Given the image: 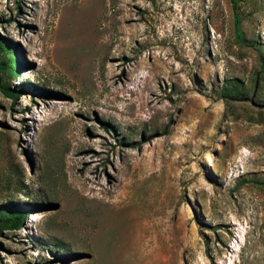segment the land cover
<instances>
[{"label":"rangeland","instance_id":"obj_1","mask_svg":"<svg viewBox=\"0 0 264 264\" xmlns=\"http://www.w3.org/2000/svg\"><path fill=\"white\" fill-rule=\"evenodd\" d=\"M0 36V264H264V0H0Z\"/></svg>","mask_w":264,"mask_h":264},{"label":"trees","instance_id":"obj_2","mask_svg":"<svg viewBox=\"0 0 264 264\" xmlns=\"http://www.w3.org/2000/svg\"><path fill=\"white\" fill-rule=\"evenodd\" d=\"M235 4L237 6V2ZM235 29L238 40L243 41L242 19L239 13L235 16ZM16 52V46L0 36V87L8 97L14 100L18 98L20 91L12 89L10 84L24 67L18 60ZM221 96L227 102L228 100L238 102L252 100L245 84L238 79L227 80L222 87ZM27 212L26 208L20 206H0V236L3 230L19 229L25 221Z\"/></svg>","mask_w":264,"mask_h":264},{"label":"bare ground","instance_id":"obj_3","mask_svg":"<svg viewBox=\"0 0 264 264\" xmlns=\"http://www.w3.org/2000/svg\"><path fill=\"white\" fill-rule=\"evenodd\" d=\"M141 236L142 235H140L138 232L136 234L134 233L131 235L130 237L131 242L128 245V248L127 247L121 248L122 251L120 253L123 254V258L121 259V261L127 262V264L129 263L132 264L134 262H138L139 264H141L142 262L146 260L145 251L147 250V247L145 248V246L143 245L144 240L142 239ZM114 260L118 262L117 259H114ZM134 264H137V263H134Z\"/></svg>","mask_w":264,"mask_h":264}]
</instances>
